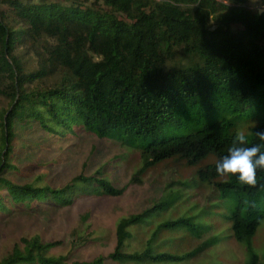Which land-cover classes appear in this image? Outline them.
Wrapping results in <instances>:
<instances>
[{"label":"trees","instance_id":"obj_1","mask_svg":"<svg viewBox=\"0 0 264 264\" xmlns=\"http://www.w3.org/2000/svg\"><path fill=\"white\" fill-rule=\"evenodd\" d=\"M250 1L0 0V94L8 101L0 113V221L38 213L43 205L70 208L85 195L122 197L166 161L189 168L206 162L196 172L201 184L246 197L245 212L241 204L228 218L232 236L246 250V264H264V250L259 255L254 245L264 225V170H257L255 188L217 175L216 163L228 154L240 115L233 120L212 115L216 102L232 105L233 114L263 110L249 139L261 144L254 133L264 131V13L248 8ZM23 50L32 53L37 68L23 62ZM198 104L207 107L210 121L187 136L158 138L168 128L189 124L184 113L196 112ZM18 125H35L49 137L87 133L104 140L122 131L151 140L141 168L124 188L107 180L102 168L51 188L6 177L16 169ZM173 204L160 201L120 219L114 253L71 264L182 263L219 242L212 237L185 255L156 254L153 243L164 230L204 234L193 219L180 218L159 224L142 252H126L134 236L130 229L151 225L157 211ZM87 218L89 213L84 222ZM62 245L38 235L23 237L0 264H69L65 257L44 255Z\"/></svg>","mask_w":264,"mask_h":264},{"label":"rangeland","instance_id":"obj_2","mask_svg":"<svg viewBox=\"0 0 264 264\" xmlns=\"http://www.w3.org/2000/svg\"><path fill=\"white\" fill-rule=\"evenodd\" d=\"M45 1L69 3L73 0ZM261 4L260 0H253L247 7L257 11ZM19 55L29 67L37 68L32 53L23 50L19 51ZM7 108L8 101L0 94V113ZM196 108V112L184 113V116H188L185 121L189 124L179 129L168 128L158 138L187 136L210 121L206 117L207 107L198 104ZM232 109V105L216 102L212 115L215 119L224 117L227 120L240 115L236 122L237 130L244 131L250 139L261 123L263 110L248 109L233 114L230 112ZM17 132L20 139L14 161L16 169L6 177L20 184L35 182L51 188H60L80 174L94 175L101 168L107 180L124 188L141 168L142 152L151 140L130 138L122 131L104 140L87 133L65 138L49 137L44 136L35 125H18ZM205 165L206 162H203L189 168L181 162L166 161L146 172L142 176V183L130 187L122 197L85 195L70 208L55 209L43 205L38 213H20L0 221V259L11 252L23 237L36 235L46 242H63L62 246L45 252L46 257H65L69 264L91 262L101 256L107 258L115 252L120 219L142 213L160 201H174L169 209L155 213L150 219L151 225L130 229L134 236L126 243V252H142L159 224L180 218L193 219L204 234L198 238L187 228L164 230L153 243L156 254L185 255L212 237L219 239V242L196 258L182 263L124 264H246V250L233 239L232 223L228 218L241 204V210L245 212L247 199L243 193L224 194L216 187L201 184L196 172ZM87 213L89 218L84 222ZM254 245L261 255L264 250V225L255 237ZM104 264L119 263L107 260Z\"/></svg>","mask_w":264,"mask_h":264},{"label":"clouds","instance_id":"obj_3","mask_svg":"<svg viewBox=\"0 0 264 264\" xmlns=\"http://www.w3.org/2000/svg\"><path fill=\"white\" fill-rule=\"evenodd\" d=\"M257 11L264 13V4ZM254 134L261 144H250L244 131H236L232 144L227 149L228 154L216 163V173L220 178L237 177L242 185L256 187L257 170H264V131Z\"/></svg>","mask_w":264,"mask_h":264},{"label":"water","instance_id":"obj_4","mask_svg":"<svg viewBox=\"0 0 264 264\" xmlns=\"http://www.w3.org/2000/svg\"><path fill=\"white\" fill-rule=\"evenodd\" d=\"M261 13V12H260Z\"/></svg>","mask_w":264,"mask_h":264}]
</instances>
